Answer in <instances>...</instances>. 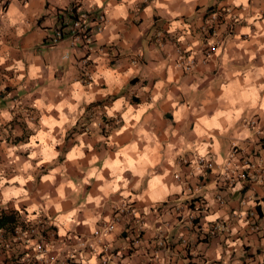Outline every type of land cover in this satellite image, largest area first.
<instances>
[{"label":"crops","instance_id":"1","mask_svg":"<svg viewBox=\"0 0 264 264\" xmlns=\"http://www.w3.org/2000/svg\"><path fill=\"white\" fill-rule=\"evenodd\" d=\"M71 1L0 0V264H264V0Z\"/></svg>","mask_w":264,"mask_h":264},{"label":"built area","instance_id":"2","mask_svg":"<svg viewBox=\"0 0 264 264\" xmlns=\"http://www.w3.org/2000/svg\"><path fill=\"white\" fill-rule=\"evenodd\" d=\"M26 1V0H23ZM82 0H72L68 8L63 11L57 19L54 31L45 40V43L49 46H55L61 42L68 41L70 46L79 47L85 51V53H91L95 50V35L104 30L105 17L101 13H90L82 7L80 4ZM210 12L207 16V21L211 25L217 24L219 21L225 20L227 18L228 12L226 10ZM230 23V22H229ZM215 27V26H214ZM231 25L229 29H231ZM87 56L85 57L84 63L87 61ZM255 125V122L249 124ZM258 135V145L260 148V153L257 156V162L255 165H250L248 162L243 164V167L249 166L248 168L256 169L260 172L259 178L257 180L264 181V125H262L257 131ZM247 173L246 168L238 176L240 179H246ZM127 209H122V212H126ZM39 225H28L29 232L39 229ZM219 228V227H218ZM217 228V229H218ZM112 226H107V230L110 231ZM40 251H44L40 249ZM105 256H103L102 263L106 264L107 261V250L105 251Z\"/></svg>","mask_w":264,"mask_h":264},{"label":"trees","instance_id":"3","mask_svg":"<svg viewBox=\"0 0 264 264\" xmlns=\"http://www.w3.org/2000/svg\"><path fill=\"white\" fill-rule=\"evenodd\" d=\"M215 10H210L214 12ZM16 224L15 218L5 216L3 212H0V228H8L9 226L13 227Z\"/></svg>","mask_w":264,"mask_h":264}]
</instances>
